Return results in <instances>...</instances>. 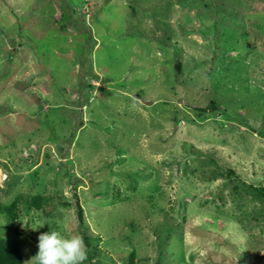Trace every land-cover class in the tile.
Masks as SVG:
<instances>
[{
  "label": "rangeland",
  "instance_id": "obj_1",
  "mask_svg": "<svg viewBox=\"0 0 264 264\" xmlns=\"http://www.w3.org/2000/svg\"><path fill=\"white\" fill-rule=\"evenodd\" d=\"M247 185L264 0H0V202L50 197L14 230L0 214L23 264L50 231L82 235L84 264H264Z\"/></svg>",
  "mask_w": 264,
  "mask_h": 264
},
{
  "label": "clouds",
  "instance_id": "obj_2",
  "mask_svg": "<svg viewBox=\"0 0 264 264\" xmlns=\"http://www.w3.org/2000/svg\"><path fill=\"white\" fill-rule=\"evenodd\" d=\"M87 259L88 247L82 235L50 231L38 236V252L24 264H84Z\"/></svg>",
  "mask_w": 264,
  "mask_h": 264
},
{
  "label": "trees",
  "instance_id": "obj_3",
  "mask_svg": "<svg viewBox=\"0 0 264 264\" xmlns=\"http://www.w3.org/2000/svg\"><path fill=\"white\" fill-rule=\"evenodd\" d=\"M91 34L87 40H90ZM250 189L251 193L258 196L261 199H264V188H257L251 185L246 186ZM50 197L45 195H37L30 199L24 200L22 197H17L13 202L8 205H3L0 202V214L5 215L8 222L11 224L9 226L10 230L15 229V223L19 218V204L21 201H25L28 208L41 209L48 201ZM80 213V212H79ZM81 215V213H80ZM82 220V219H81ZM135 252L133 251L129 256V264H135ZM0 264H23V255L21 250L3 239L0 236Z\"/></svg>",
  "mask_w": 264,
  "mask_h": 264
}]
</instances>
